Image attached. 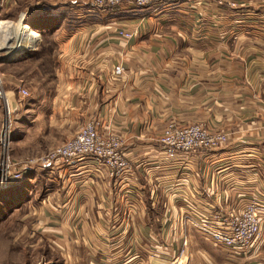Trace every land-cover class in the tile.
Returning a JSON list of instances; mask_svg holds the SVG:
<instances>
[{"label":"crops","instance_id":"obj_1","mask_svg":"<svg viewBox=\"0 0 264 264\" xmlns=\"http://www.w3.org/2000/svg\"><path fill=\"white\" fill-rule=\"evenodd\" d=\"M20 1L0 0V14ZM62 3L26 0L16 14L14 29L36 35L18 32L15 60L30 59L40 80L21 105L17 142L35 152L94 119L118 135L130 170L110 173L89 155L52 162L2 216L17 217L16 234L45 238L43 264H169L183 236L179 264H264V212L246 250L193 226L200 213L264 203V0L118 4L71 26L53 22ZM52 33L64 59L53 70ZM168 120L201 122L226 141L169 157L158 140Z\"/></svg>","mask_w":264,"mask_h":264},{"label":"built area","instance_id":"obj_2","mask_svg":"<svg viewBox=\"0 0 264 264\" xmlns=\"http://www.w3.org/2000/svg\"><path fill=\"white\" fill-rule=\"evenodd\" d=\"M172 1L176 0H85V4L87 10H94L118 4L143 7ZM114 32L125 37L133 34L131 29L128 30L122 26H116ZM120 69V65L114 66L115 72L119 73ZM18 91L21 94L27 93L24 87H20ZM97 124L98 121L94 119L83 121L72 136L48 148L40 156L36 165L46 166L55 161L66 163L89 155L104 164L110 173L122 175L128 172L130 164L119 148L120 138L112 131L100 132ZM158 140L165 154L172 157L176 154L186 155L197 150L216 148L226 141V135L222 131L209 130L201 122L179 123L168 120ZM20 174V171L8 170L5 164L3 171L0 172L1 186L8 184L9 180L18 179ZM261 212H264V203L250 197L238 208H227L224 211H213L209 214L200 213L199 217L193 221V226L224 247L246 250L260 233ZM186 242V237L183 236L177 256H174L169 264L180 263V255L183 253Z\"/></svg>","mask_w":264,"mask_h":264},{"label":"rangeland","instance_id":"obj_3","mask_svg":"<svg viewBox=\"0 0 264 264\" xmlns=\"http://www.w3.org/2000/svg\"><path fill=\"white\" fill-rule=\"evenodd\" d=\"M54 1L56 2V0ZM62 1V5H56L52 9V18L55 23L71 26L93 19L96 20V14L100 13L97 9L87 10L85 0ZM25 2L26 0H21L14 9L12 7L7 10L9 16L0 14V21H3L5 27L7 26L6 30L0 31V42L9 36L7 45H10L9 47H0V172L3 171L5 164H7L8 170L20 171L21 173L18 179L9 180L5 186H1L0 183V262L4 261L6 264H43L47 257L45 253V238H39L34 241L32 236L21 235L23 231L20 234H16L17 232L15 231L19 232L22 229V224L17 221V217L14 215L2 216L5 211L4 205L6 201L9 198H17L16 190L20 186L26 190L27 186H24L25 183L32 186L34 182H39V180L35 181L38 176H33L34 170L44 168V166L36 165V162L51 147H43L35 152H32V150L24 151L17 142L16 129L18 118L22 114L21 105L23 102L28 101V98L33 97V92L40 82L39 79H34L30 76L33 65L30 59L21 63L15 60L17 47L14 46L19 42L17 40L19 30L17 32L14 29V25L18 24V15L16 16L19 12L18 9H22ZM54 16H56L55 19ZM4 26L1 29H4ZM2 33H4L3 37ZM19 34L22 35L20 32ZM54 34L52 33V42H50L52 45V70L54 67L59 68L62 66L64 60L58 54L61 50L58 47L61 36ZM45 44V46H49V43ZM27 70L29 71L26 73ZM23 75H28V78H23ZM20 87L26 88L27 93H19Z\"/></svg>","mask_w":264,"mask_h":264},{"label":"bare ground","instance_id":"obj_4","mask_svg":"<svg viewBox=\"0 0 264 264\" xmlns=\"http://www.w3.org/2000/svg\"><path fill=\"white\" fill-rule=\"evenodd\" d=\"M2 26H4V23H3V21H0V31H1V30H6V29H7V28H6L7 26H6V27L4 26V27H3L4 29H1ZM8 27H9V26H8ZM18 30H19V32H20L22 35H26V33L29 34V36H30V35H33V36L36 35L35 32H33L32 30L27 29L26 26H23V28L19 26V27H18ZM7 36H8V35H7ZM8 39H9V36L7 37V39H4V40H7L6 43L3 45L4 47H7V46L9 47V46H10V45H7V44H8ZM28 39H29V38H28ZM4 40H3V41H4ZM34 40H35V39H34ZM32 41H33V40H32ZM6 101H7V99H6Z\"/></svg>","mask_w":264,"mask_h":264},{"label":"trees","instance_id":"obj_5","mask_svg":"<svg viewBox=\"0 0 264 264\" xmlns=\"http://www.w3.org/2000/svg\"><path fill=\"white\" fill-rule=\"evenodd\" d=\"M53 8H55V6H52V9H53ZM52 15H53V13H52ZM55 17H56V16H54V18H55Z\"/></svg>","mask_w":264,"mask_h":264}]
</instances>
